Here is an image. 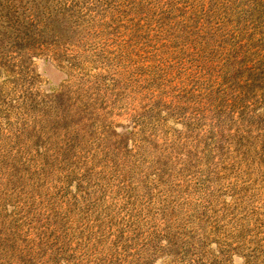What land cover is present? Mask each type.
Segmentation results:
<instances>
[{"label":"rangeland","instance_id":"rangeland-1","mask_svg":"<svg viewBox=\"0 0 264 264\" xmlns=\"http://www.w3.org/2000/svg\"><path fill=\"white\" fill-rule=\"evenodd\" d=\"M0 264H264V0H0Z\"/></svg>","mask_w":264,"mask_h":264}]
</instances>
